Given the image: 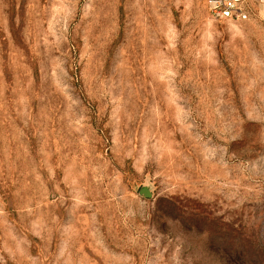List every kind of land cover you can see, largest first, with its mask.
Here are the masks:
<instances>
[{
	"label": "rangeland",
	"instance_id": "374dc122",
	"mask_svg": "<svg viewBox=\"0 0 264 264\" xmlns=\"http://www.w3.org/2000/svg\"><path fill=\"white\" fill-rule=\"evenodd\" d=\"M0 264H264V14L0 0Z\"/></svg>",
	"mask_w": 264,
	"mask_h": 264
},
{
	"label": "built area",
	"instance_id": "2783aa9c",
	"mask_svg": "<svg viewBox=\"0 0 264 264\" xmlns=\"http://www.w3.org/2000/svg\"><path fill=\"white\" fill-rule=\"evenodd\" d=\"M206 3L217 21H246L254 8L264 14V0H206Z\"/></svg>",
	"mask_w": 264,
	"mask_h": 264
}]
</instances>
